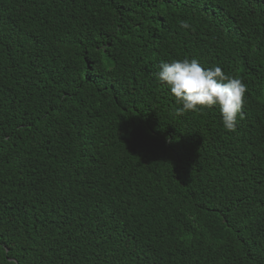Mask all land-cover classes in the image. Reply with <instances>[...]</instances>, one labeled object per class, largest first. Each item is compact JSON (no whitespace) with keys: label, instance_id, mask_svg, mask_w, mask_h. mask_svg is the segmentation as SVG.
Segmentation results:
<instances>
[{"label":"trees","instance_id":"obj_1","mask_svg":"<svg viewBox=\"0 0 264 264\" xmlns=\"http://www.w3.org/2000/svg\"><path fill=\"white\" fill-rule=\"evenodd\" d=\"M184 59L235 132L175 114ZM0 264H264V0H0Z\"/></svg>","mask_w":264,"mask_h":264},{"label":"clouds","instance_id":"obj_2","mask_svg":"<svg viewBox=\"0 0 264 264\" xmlns=\"http://www.w3.org/2000/svg\"><path fill=\"white\" fill-rule=\"evenodd\" d=\"M183 29L190 24L181 22ZM158 73V79L165 84L175 97L180 108L176 115L185 113L203 115L206 110L218 108L223 118V126L228 132H235L240 120L244 119L247 87L239 78L227 76L221 67L208 70L198 61L184 59L164 63Z\"/></svg>","mask_w":264,"mask_h":264}]
</instances>
